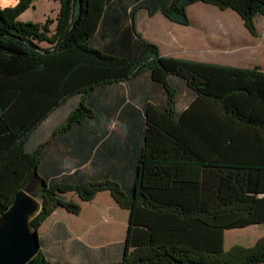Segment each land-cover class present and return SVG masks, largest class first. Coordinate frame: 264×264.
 <instances>
[{
  "label": "trees",
  "instance_id": "trees-1",
  "mask_svg": "<svg viewBox=\"0 0 264 264\" xmlns=\"http://www.w3.org/2000/svg\"><path fill=\"white\" fill-rule=\"evenodd\" d=\"M34 1L0 8V215L36 173L37 232L59 206L80 213L60 192L91 201L109 190L129 210L121 258L103 264H264V236L225 248L227 230L264 224V71L164 55L136 27L142 9L189 24L188 7L204 2L233 9L255 35L264 0H58L55 30L51 19H17ZM150 84L166 98L152 88L154 102L138 110ZM182 85L190 99L177 111ZM60 111L63 120L36 144ZM114 137L134 155L132 176L46 166L49 146L62 143L93 169L118 157ZM27 264L50 261L39 250Z\"/></svg>",
  "mask_w": 264,
  "mask_h": 264
},
{
  "label": "crops",
  "instance_id": "crops-1",
  "mask_svg": "<svg viewBox=\"0 0 264 264\" xmlns=\"http://www.w3.org/2000/svg\"><path fill=\"white\" fill-rule=\"evenodd\" d=\"M18 1L19 0H0V8L14 6L18 3ZM54 5L56 6L55 9H57V5L60 6V3L57 4L56 2ZM156 17H158L157 21L159 25L154 23L152 26H149L151 35H143V37L156 43L162 54L182 58V55H177L176 51L168 50L178 46V43H175V39L173 37L169 38L165 36L164 33L156 35V30L163 29V31H166L170 26V29L173 31V26H179V28H182V24L178 22L172 23L159 14ZM255 21L260 27L264 26L263 16H257ZM200 61L245 67L232 63H220L214 60L204 59ZM152 88L154 91L155 86L152 85L148 86L147 89H144L141 92L139 91V94L137 95L139 97L138 100H141L142 102L137 103L136 107L138 110L141 108L143 101L154 102L151 95L154 96L156 94L152 93ZM164 93V91L159 92L156 96H164ZM164 99L165 97H163V100ZM176 109L177 111H181L182 107H178L176 103ZM134 120H132L133 123H131L133 126L135 122ZM47 121H50L48 130L45 129V124L48 123ZM47 121L39 130L40 133L36 137V144L44 141L60 122H52L51 124V120ZM111 141L113 144L118 143L117 147L119 152L116 153V156L121 158H110L106 160L105 163H101V165H98L93 169H89V166L86 167V164L84 165V161H82L80 155L70 154V147H64L62 143H53L49 146L45 154V162L47 160L46 166H51V168L59 167L62 169L60 174H72L73 169L82 168V170L96 176H102L110 169L120 171L122 168H127V173L130 174L128 176H132L134 168L132 161V159L134 160L133 153L130 152L129 156L126 153H123V148L126 145L124 138L114 137ZM78 202H80L82 206V210L79 214L60 208L56 212L54 211L50 217L46 219V222L44 221L39 228L38 234L40 250L45 253L50 261V264H103L120 259L121 255L118 258L116 256L117 254H121L127 226L125 228L124 235H122L123 209L116 202L111 192L109 190L99 191L93 200L84 201L79 198ZM127 214L129 219V210L127 211ZM106 226H109V229L106 228ZM106 229H108V231H106ZM227 239L228 238L225 236L226 249H228L227 243H229V241L231 244L229 245L230 248L235 243L237 244V240H239L237 237L233 236H230V240L227 241ZM243 240L247 242L245 243V246H252L256 242V238L252 235L244 237Z\"/></svg>",
  "mask_w": 264,
  "mask_h": 264
},
{
  "label": "rangeland",
  "instance_id": "rangeland-1",
  "mask_svg": "<svg viewBox=\"0 0 264 264\" xmlns=\"http://www.w3.org/2000/svg\"><path fill=\"white\" fill-rule=\"evenodd\" d=\"M54 2H57V4L60 3L58 0H35L17 19L23 22L31 21L39 24H44L47 20L51 19L54 20L51 28L55 30L57 25L56 18L60 6L57 5V9H55L56 6ZM187 12L190 20L189 24H182V28L173 26V31L170 29V26L166 31H163V29L156 30V35L164 33V35L169 38L173 37L175 43H178L176 48L173 47V49H168L169 51H176L177 55H182L183 58H190L198 61L204 59L214 60L220 63H232L247 68H258L264 71V26L260 27L259 24L256 23L257 34L254 35L246 27L242 17L233 9H221L218 6L204 2L194 3L188 7ZM158 14L162 15L168 21L176 23L161 11H157L155 14L151 15L147 10H140L136 20V27L142 35H151L149 26H152L154 23L159 25L157 21L158 17H156ZM48 45L49 44L45 42L41 43L43 47H47ZM154 89L156 93L163 91L157 87ZM165 96V93L164 96H160L161 101L165 100H163ZM189 99L190 93L182 85V91H180L177 100L178 107H185ZM63 118L64 112H57L50 118L51 124L52 122L57 123L63 120ZM45 126V129L48 130L50 121L46 123ZM37 188L38 180H35L32 191L37 190ZM60 196L65 200L74 202H78L80 198L75 191L60 192ZM36 199L39 201L40 210L42 201L40 195H37ZM60 208L66 209L64 206H59L54 211L56 212ZM122 209V235H124L128 223V209L123 207ZM50 215L48 217H50ZM108 227L109 226H106V228ZM108 229H106V231H108ZM250 235L255 237V241L257 242L259 238L264 236V224L249 225L226 231L227 241L230 240V236H233L239 239L237 240L239 244L244 245L247 242H245L243 238ZM229 245H231L230 241L227 243L228 249ZM120 255L121 254H117L116 257L118 258Z\"/></svg>",
  "mask_w": 264,
  "mask_h": 264
},
{
  "label": "water",
  "instance_id": "water-1",
  "mask_svg": "<svg viewBox=\"0 0 264 264\" xmlns=\"http://www.w3.org/2000/svg\"><path fill=\"white\" fill-rule=\"evenodd\" d=\"M75 23L51 49L56 50L72 32ZM39 49V47H35ZM37 174L23 184L12 205L0 215V264H27L40 250L39 234L30 227V219L39 211V201L32 195Z\"/></svg>",
  "mask_w": 264,
  "mask_h": 264
},
{
  "label": "clouds",
  "instance_id": "clouds-1",
  "mask_svg": "<svg viewBox=\"0 0 264 264\" xmlns=\"http://www.w3.org/2000/svg\"><path fill=\"white\" fill-rule=\"evenodd\" d=\"M76 171V169H73V172H75Z\"/></svg>",
  "mask_w": 264,
  "mask_h": 264
}]
</instances>
